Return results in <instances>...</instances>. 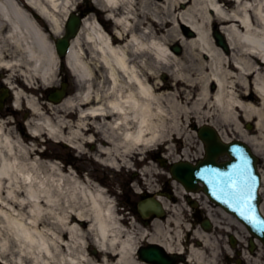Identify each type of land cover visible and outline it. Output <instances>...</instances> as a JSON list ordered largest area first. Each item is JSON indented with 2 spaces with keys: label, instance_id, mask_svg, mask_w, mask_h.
<instances>
[{
  "label": "bare ground",
  "instance_id": "obj_1",
  "mask_svg": "<svg viewBox=\"0 0 264 264\" xmlns=\"http://www.w3.org/2000/svg\"><path fill=\"white\" fill-rule=\"evenodd\" d=\"M93 1L102 13L85 16L68 35L65 20L77 0H26L49 25L48 36L19 3L0 0V70L13 72L6 83L14 90V107L25 102L31 112L25 123L31 135H46L81 151L92 140L81 134L89 116L103 140L96 159L113 168L127 166L134 153L167 142L181 144L188 138L185 123L191 124L188 128L214 127L225 143L231 140L230 127L257 155L264 154V0ZM184 3L188 7L178 10ZM106 19L113 20L112 27ZM214 26L231 53L214 43ZM182 27L194 36L178 32ZM58 37L66 48L70 45L66 63L80 90L44 111L26 93L34 94L36 82H55ZM173 41L184 48L181 61L170 48ZM16 72L27 86L11 84ZM166 74L168 81L160 78ZM59 110L79 116L74 128L64 116H54ZM244 122H254L253 130H244ZM36 146L0 120V264H146L136 257L142 242L185 253L178 217L168 224L174 235L159 221L152 233L143 229L136 235L122 226L103 189L72 171L64 173L59 162L43 161ZM166 149L173 153L170 144ZM188 153L183 155L190 161ZM193 237L204 246L185 248L188 261L213 264L219 244L198 229ZM257 243L256 253L245 257L250 264H263L264 245Z\"/></svg>",
  "mask_w": 264,
  "mask_h": 264
},
{
  "label": "rangeland",
  "instance_id": "obj_2",
  "mask_svg": "<svg viewBox=\"0 0 264 264\" xmlns=\"http://www.w3.org/2000/svg\"><path fill=\"white\" fill-rule=\"evenodd\" d=\"M83 3V0H77V7H79L81 4ZM83 6V4L80 6V8ZM188 7V5L186 3L184 4H180L178 5V10H182V9H186ZM84 8V6L82 7ZM41 25H43L44 27L47 26V24L41 20ZM109 25H111V23H109ZM178 32L182 33L183 35H185L186 37V31L184 30V28H178L177 29ZM175 44H178L177 42L173 41L170 44V48L172 46H174ZM182 48V53L180 55H177V57L180 58V61L182 59V56L184 54V48L181 46ZM231 53V52H230ZM203 60H207V57L203 56L202 57ZM183 61V60H182ZM5 76H1L0 79L5 81L7 80L8 76H13V72H9L7 71L6 73H4ZM16 74L18 75L19 72H16ZM17 75H15L14 78H11V84L14 85L15 87H22V85H24L25 82H23V80L21 78H19ZM63 77L66 78L67 80H69L70 82V87H69V97H74L75 93L78 92V88L80 89V87L78 86V84L75 82V80L73 79V77L71 76V74L69 73L68 70H65L63 72ZM162 78V80L164 81H168L169 80V75L166 74V76H162L160 77ZM1 83V81H0ZM3 83V82H2ZM6 85V84H5ZM8 85V84H7ZM58 86V79L55 80V82H53L50 86H43L41 85V83L36 82L35 88L36 89H32L34 91V94H31V92L26 93L27 95L33 96L35 98H38L41 106L43 107L44 111H46V108L48 107L47 103H46V99H45V94L43 93L45 90L49 89V88H54ZM210 90H213V85H210ZM14 92V90H12ZM11 102H12V96L9 98L8 103H7V108L10 110V113L7 115L5 114V116H3V121L5 122V127L7 130H11L15 135H19L22 134L20 133V129L24 128L26 129L25 124L23 125V119L25 118V116H30V112H27L24 104L25 102L22 104V111L21 112H17L13 115H10L13 111L12 107H11ZM58 106V105H57ZM5 108L4 111L5 112ZM8 112V111H7ZM65 112H70L69 110H65ZM26 114V115H25ZM45 114L47 116H49L48 113L45 112ZM62 110L57 111L56 115L59 117V119L62 118ZM66 121H68V123H70V127L74 128V123H76V117H67ZM91 122V121H90ZM246 124H250L253 127V122L250 123H242L243 125V129L245 130H249L246 126ZM185 125H187V130H188V138H182L181 139V144H177V143H163L160 146H157V149H162L163 150V155L166 159V163L165 165H163V167L157 165L155 163V160L151 159V155L150 157H148V161H144L145 163L143 165H140L138 167V170H129L131 169V167H134V165L137 164V159L136 160H132L131 162H129V166L122 168L121 170H113L111 168H108L106 166H103L101 164H99L96 160H94L92 157L93 155H97L99 154L97 151L99 149L98 146H103L101 145V141L102 139L100 138V136L98 134H95V142L93 144L92 148H88L87 146L85 147V149L83 150L84 153L86 154H80L77 151L74 150H65V148H63V146L58 145L57 143H54L53 141H50L48 139H46L47 137L44 136V140L39 144V149L43 150V153L41 152H37L38 153V157H40L43 161L45 162H55L58 161L59 157H64L65 155H68L70 153H72V155H75L78 159V169L83 170L84 174H78L77 176H79L80 179L85 180V181H89L92 186H97L101 189H103L104 193L107 195V197L110 200H114V195L117 194V191L115 190V187L121 182L124 181V179L129 180V182H131L133 184V188L136 191H139L138 186L144 187L146 190L148 191H152L153 189L157 190L159 189V184L162 185L161 183L167 180V176H168V168H169V164L168 163H172V161H174V159H177L180 155L182 157L183 156V152L185 150H187L188 153V158L192 159L193 157H202L203 155V145L201 143V141L198 139L197 135H196V130L198 127H200L199 124H196L194 128H188V123H185ZM220 126H224V124L219 123ZM224 128V127H223ZM222 129V128H221ZM253 130V128H252ZM83 136L84 138L87 137ZM227 138L228 139H238L240 138L239 135L234 131L231 130L230 127H228L227 130ZM26 143H32L34 142L33 139L29 136L28 138H25ZM171 145V147L173 148V153H171L170 151H167V147L168 145ZM156 147V146H155ZM155 147L151 148L155 149ZM260 169L262 170V173L264 175V154L262 153L260 156ZM85 159V160H84ZM63 166V163H62ZM64 170L66 173H69L71 171L74 170V168L72 167H68V166H63ZM93 170V175H91V171ZM86 171V172H85ZM134 171V172H133ZM102 181L101 183L99 181ZM138 182H140V184H138ZM148 182V183H147ZM153 186V189L151 188ZM109 189V190H108ZM108 190V191H107ZM262 199L264 201V192L262 193ZM117 213L119 215V217H123V221H122V225L128 229V230H132L136 235L139 234L142 231V224H140L139 221H136V219H134V217L131 214H124V212L119 208V206H117ZM219 219L223 220L224 222L220 225L225 226L226 224H228V222H230V220L228 218H224L219 216ZM220 232V235L217 234L218 236H225V232L224 231H219L217 230L216 233ZM240 237L243 238V235L240 233L239 235ZM245 243V242H243ZM90 255L94 256L95 255V248L93 249V247H90ZM261 255L263 256L262 258V263L264 264V253H261ZM237 257H235L233 260H235ZM224 263L219 262L217 264H225V260H223ZM98 264V263H97ZM213 264H215L214 259H213Z\"/></svg>",
  "mask_w": 264,
  "mask_h": 264
},
{
  "label": "water",
  "instance_id": "obj_3",
  "mask_svg": "<svg viewBox=\"0 0 264 264\" xmlns=\"http://www.w3.org/2000/svg\"><path fill=\"white\" fill-rule=\"evenodd\" d=\"M77 23L78 22L76 21V19H74L73 22L69 23V25L67 27V34L68 35H72L75 32ZM217 39L219 41V44L223 45V39L220 36H217ZM65 46H66L65 40L58 42L57 47H58L60 55L63 54ZM178 51H179V49L176 48L175 52H178ZM62 95H63V93H59L54 100H59ZM202 136H203V140L205 142L207 141V144H208L207 156H206L205 163L200 164L196 168H192L189 165H185L187 167L183 168L182 170H180L181 169L180 167L175 168V170L173 172L174 176L179 177V178H181L180 175L183 177L185 176V178H188L187 179L188 181H192L193 182L192 184L196 185L195 182L198 180V176H199L198 174L204 172V170H205L204 165H206V164L215 165V159H216L218 154H220V153L228 154L231 157L232 161H234L236 159V157H239V155H242L244 157H248V155L251 156L248 149L245 146H243L242 144H239V145L242 147L243 150L242 149L238 150V148L234 147V145L225 146V145L220 144L213 131L203 132ZM231 151L236 152L235 156L231 153ZM220 167L225 168V165H221ZM179 173H180V175H179ZM181 180L183 182H185V185L189 184V182L187 183L186 180H184V179H181ZM204 192L206 194H208L206 187L204 188ZM153 210L156 213H158L157 208H154ZM262 236H263L262 239L264 240V233L262 234ZM144 258L148 262H156L158 264H170L166 261L167 257L163 256V254H161L160 251L155 250V249L150 250L149 252H145Z\"/></svg>",
  "mask_w": 264,
  "mask_h": 264
},
{
  "label": "flooded vegetation",
  "instance_id": "obj_4",
  "mask_svg": "<svg viewBox=\"0 0 264 264\" xmlns=\"http://www.w3.org/2000/svg\"><path fill=\"white\" fill-rule=\"evenodd\" d=\"M197 218V215H194Z\"/></svg>",
  "mask_w": 264,
  "mask_h": 264
}]
</instances>
